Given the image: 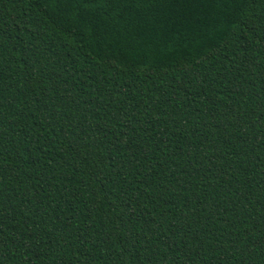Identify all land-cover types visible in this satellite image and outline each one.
<instances>
[{"label": "trees", "instance_id": "1", "mask_svg": "<svg viewBox=\"0 0 264 264\" xmlns=\"http://www.w3.org/2000/svg\"><path fill=\"white\" fill-rule=\"evenodd\" d=\"M0 264H264V0H0Z\"/></svg>", "mask_w": 264, "mask_h": 264}]
</instances>
